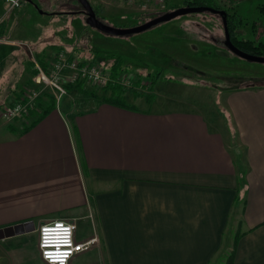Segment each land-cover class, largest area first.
I'll return each mask as SVG.
<instances>
[{"label": "crops", "instance_id": "0c3cea01", "mask_svg": "<svg viewBox=\"0 0 264 264\" xmlns=\"http://www.w3.org/2000/svg\"><path fill=\"white\" fill-rule=\"evenodd\" d=\"M25 1L24 12L35 19L61 16L36 12L33 1ZM88 1L105 21L113 17L130 26L135 23L124 18L140 16L139 5L126 0ZM75 11L67 13L85 23L84 14ZM22 14L16 13L11 34L33 44L38 29ZM15 50L3 51L9 65ZM60 50L46 46L36 59L47 67ZM67 54L87 62L93 58L79 42ZM31 64L0 105L36 88ZM42 94L39 112L52 96ZM125 98L136 110L97 101L87 111L65 115L56 106L26 129L36 114L20 127V119H0V264H46L35 228L54 218L82 223L79 240L97 237L93 249L69 264H214L220 257L226 264L230 251L232 264H264V127L258 126L264 121V90L247 105L253 108V147L239 156L223 113L221 129L200 110L159 109L153 98ZM17 224L31 230L5 231Z\"/></svg>", "mask_w": 264, "mask_h": 264}, {"label": "rangeland", "instance_id": "374dc122", "mask_svg": "<svg viewBox=\"0 0 264 264\" xmlns=\"http://www.w3.org/2000/svg\"><path fill=\"white\" fill-rule=\"evenodd\" d=\"M32 1L37 6L36 12L57 11L61 16L53 15L50 18L35 19L33 14L24 12L28 4L27 1H23L19 7L7 12L8 6L5 0H0V13H3L0 19L4 17L11 29L7 28L5 21L0 23V36L7 38L5 42L0 43V101L9 94L10 89L17 87L18 79L24 71L26 63L30 62L31 64V59L37 58L46 46L56 47V49L69 53L73 52L76 43L79 42L91 55L95 54L92 61L106 69H109L113 63L114 58L111 56L119 57L121 62L117 74H126L124 81L128 82L120 86L124 90L122 93L124 98L131 99V97L140 96L147 99L150 96L154 99L153 102H159L156 105L159 109L200 110L208 119L215 122V125H220L221 129H224L221 115L223 113V116L228 120L226 130H228L230 142L235 149L234 155L239 156L250 146L253 147V136H249V133L254 132L252 131L254 129L253 108L247 105L254 101L255 92L264 90V81H262L264 80V63L251 62L235 56L228 49L216 48L210 40H207L212 34L223 35L222 24L217 14L201 10L161 22L139 33L116 36L87 26L79 17L67 13L73 7L75 12L83 9L78 0ZM183 1L167 0L164 4L157 5L154 2L140 0L135 3L140 7L138 12L140 16H126L123 21L139 24L155 17V12L174 9L175 6L171 5L183 6ZM217 1H220L222 3L220 6L224 7L223 1L229 4L236 2L235 10L240 15L247 17L242 19V26H240L245 33L244 36L256 39L260 35L261 26L251 27L253 19L250 17L254 18L258 15L256 7L260 1L264 0H215L214 5H217ZM18 11L19 14L23 12L21 16L25 18L24 22L30 24L29 27L38 29V35L33 44L23 39L18 32L11 34V31L15 29L13 24ZM110 19L112 20H106V23L117 27H127L118 24V20L113 17ZM262 20L260 18L259 22ZM84 27H86L85 30H82ZM193 39L207 44L206 46L194 44ZM261 39L264 41L263 36ZM23 42L27 45L26 49L20 46V43ZM5 49L8 51L16 49L12 55L14 61L11 65L4 59L3 51ZM157 73L160 76L159 80L152 83L154 80L152 78ZM81 88V90L72 88V91H68L67 88V93L58 102H54L55 107H59L65 115L83 112L90 109L100 98L111 94L108 85L101 87L83 81ZM15 91L17 92V90ZM91 93L95 95L91 96ZM43 95L46 94H42L44 100L45 96ZM46 98V105H49L52 99L54 100L53 96H46ZM38 105L41 107L42 104ZM143 105L140 103V106ZM154 106L155 103L149 105L151 109H154ZM29 114L28 118L26 116L16 118L15 120L20 119L16 126L23 125L22 120L25 117L27 119L24 120V123H28L35 115V113ZM231 119H234L235 123ZM238 119L240 124L237 122ZM259 125L264 127V121H260ZM242 132L245 139L240 138ZM239 142L244 146L239 145ZM86 182H89L88 176ZM88 213L92 218L93 212L90 208ZM77 223L79 226H77L76 234L82 236L84 228L81 229L80 224L82 223L79 221ZM230 252L225 255V261H227ZM92 254L91 252L89 255ZM97 256L98 259H101L99 255ZM223 263V257L214 262V264Z\"/></svg>", "mask_w": 264, "mask_h": 264}, {"label": "built area", "instance_id": "2783aa9c", "mask_svg": "<svg viewBox=\"0 0 264 264\" xmlns=\"http://www.w3.org/2000/svg\"><path fill=\"white\" fill-rule=\"evenodd\" d=\"M25 0H5L8 10L16 9ZM136 3L140 0H126ZM162 5L167 0H147ZM6 37L0 36V43L6 41ZM27 48L26 43H20ZM35 71L32 81L35 87L27 88L24 98L11 104L0 106V119L12 121L16 118L27 116L36 107L40 93L45 92L54 97L58 102L66 93L67 84H76L86 81L101 87L107 85L127 84L124 81L126 74L112 75L109 69L94 61H81L78 58L69 57L67 52L60 50L48 68H44L34 57L31 59ZM128 78V77H127ZM54 92V94H52ZM37 248L40 259L46 264H69L80 253L90 250L97 241V237L79 240L77 238V223L75 219H48L37 225Z\"/></svg>", "mask_w": 264, "mask_h": 264}, {"label": "water", "instance_id": "95a60500", "mask_svg": "<svg viewBox=\"0 0 264 264\" xmlns=\"http://www.w3.org/2000/svg\"><path fill=\"white\" fill-rule=\"evenodd\" d=\"M80 5L83 8L84 11V17H85V23L93 28L98 29L99 31L109 34V35H116V36H129L135 33H139L142 31H145L147 29L152 28L153 26L165 22L168 20H171L175 17L188 14V13H193L202 10L201 7L199 6H181L174 8L170 11L163 12L161 14H158V16L148 19L145 22H142L140 24H137L135 26H130V27H117V26H112L100 17H98L90 4L88 0H78ZM203 10L206 11H215L218 12L221 15H225V12L222 10H216L210 7H203ZM223 23L226 26V21L223 18ZM225 46L236 56L243 58L245 60L251 61V62H260L264 63V56H259L255 54L248 53L246 51L241 50L240 48L236 47L230 40V35L225 27V41H224ZM14 230L16 233L17 232H27L30 231L31 229L27 228V225L24 224H17L14 226H11L10 228H6L5 231L8 230ZM3 231V230H2Z\"/></svg>", "mask_w": 264, "mask_h": 264}, {"label": "trees", "instance_id": "16d2710c", "mask_svg": "<svg viewBox=\"0 0 264 264\" xmlns=\"http://www.w3.org/2000/svg\"><path fill=\"white\" fill-rule=\"evenodd\" d=\"M211 2H214V0H184L183 4H185L186 6H202L204 5H209ZM260 11L264 12V4L260 7ZM96 13V11H95ZM161 12H155L154 14H160ZM232 19V21H231ZM231 19H229V22L231 21V23L233 25H235L234 27L239 26L241 24V19L240 17H238L237 15H233L231 17ZM255 26V25H253ZM231 26L229 25V30L232 32V41L233 43H235L240 49L252 53V54H261V52L264 50V45H262V43L258 44L257 46L254 44L253 41L251 40H241L240 42L236 41V36L238 35V33H236L235 31L231 30ZM234 30V29H233ZM264 54V53H262ZM95 55V54H94ZM93 55V56H94ZM114 58L113 63L110 65L111 67L109 68V71L111 72L112 75H116L117 73H119V67H120V59L119 57H113ZM159 74L157 73L155 75V77H153L152 79L153 82L155 83L157 80H159ZM83 85V81H79L76 84H67L65 87L66 89L68 88V91L71 90L72 88H78L79 90H81V86ZM152 86V85H151ZM109 90L111 91V94L109 96H104L102 98H100L98 101L101 102H106L112 105H116L119 107H123V108H128V109H133L136 110L135 106L133 104H129L126 99L122 96L123 93V89L119 86V85H108ZM95 94L91 93V96H94ZM39 98V97H38ZM148 100H150V96L149 98H147ZM42 106V105H41ZM37 108H40L39 105L37 104L36 106ZM55 107L54 105V100L52 99V101H50L49 105H45V107L40 111L37 112L36 110H31V113H35L36 114V118L26 127H24V129H26L27 127L33 126L34 124H36L38 121H40L45 115H47V113H49V111L51 109H53ZM232 260H233V252H231L227 258V262L226 264H232Z\"/></svg>", "mask_w": 264, "mask_h": 264}, {"label": "flooded vegetation", "instance_id": "af4514ba", "mask_svg": "<svg viewBox=\"0 0 264 264\" xmlns=\"http://www.w3.org/2000/svg\"><path fill=\"white\" fill-rule=\"evenodd\" d=\"M215 1V0H214ZM223 1V0H222ZM239 1H242V0H239ZM218 3H217V5H214V2H211L209 5H202V6H199V7H201L202 8V10H203V7H210V8H213V9H216V10H222V11H224L225 12V15H221V14H219L218 12H215V11H209V12H213L215 15L217 14L218 16H219V18H220V21H221V24H222V29H223V35L221 36V35H214V34H212L211 35V37H209V36H207V37H209L208 39L212 42V44L213 45H215V47L216 48H221V49H228L226 46H225V44H224V41H225V27H226V29H227V31H228V33H229V35H230V40H231V42L233 43V41H232V32L229 30V25L231 26V30L232 31H235L236 33H238V35L236 36V41H238V42H240L241 40H244V39H247V40H251V41H253L254 42V44L257 46L258 44H260V43H262V45H264V41L261 39V36H263L264 37V12H261L260 11V7L264 4V1H260V3L258 4V6L256 7V10H258V15L255 17L254 16V18H252V17H250L251 19H253V22H252V24H251V27L253 26V25H255V27H259V26H261V28H260V31H259V33H260V35L259 36H257V38L256 39H254L253 37H252V39H250V38H248V37H245L244 36V31L240 28V26H242V22H241V24L239 25V26H237L236 25V27H234L235 25H233L232 23H231V21H232V19H231V17L233 16V15H237L238 17H240V19H241V21H242V19H246L247 17H244V16H242V15H240L236 10H235V6H236V2H232V3H226V2H224L223 1V3H224V5H225V7L224 6H220V5H222V3L220 2V1H217ZM182 6V5H181ZM181 6H177V7H181ZM183 6H186L185 4H183ZM195 6H198V5H195ZM177 7H175V8H177ZM170 10H172V9H170ZM170 10H167V11H170ZM78 11H80V13H83L84 14V11H83V9L82 10H78ZM201 11V10H200ZM158 12H161V13H163V12H166V11H158ZM160 13V14H161ZM156 16H158V14H156ZM155 16V17H156ZM154 18V17H153ZM223 18L225 19V21H226V26L224 25V23H223ZM260 18H262L263 20H262V22H259V19ZM142 19H143V17H142ZM150 19V18H149ZM229 19H231V21L229 22ZM148 20V19H147ZM145 22V21H144ZM140 24V23H139ZM134 25H137V24H133V25H130V26H134ZM125 27V26H124ZM128 27V26H127ZM234 29V30H233ZM254 29V28H253ZM255 31V30H254ZM236 47H238L235 43H233ZM239 48V47H238ZM229 50V49H228ZM242 50V49H241ZM230 51V50H229ZM244 51V50H243ZM231 52V51H230ZM232 53V52H231ZM249 53V52H248ZM262 53H264V50L261 52V54H259V53H257V54H255V55H259V56H264V54H262ZM252 54V53H251ZM235 55V54H234ZM236 56V55H235ZM260 63V62H259ZM262 81H264V80H262ZM262 83V82H261Z\"/></svg>", "mask_w": 264, "mask_h": 264}]
</instances>
